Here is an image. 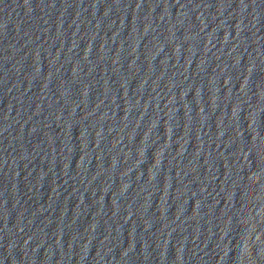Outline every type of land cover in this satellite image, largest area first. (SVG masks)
<instances>
[{
	"label": "water",
	"instance_id": "1",
	"mask_svg": "<svg viewBox=\"0 0 264 264\" xmlns=\"http://www.w3.org/2000/svg\"><path fill=\"white\" fill-rule=\"evenodd\" d=\"M0 264H264V0H0Z\"/></svg>",
	"mask_w": 264,
	"mask_h": 264
}]
</instances>
